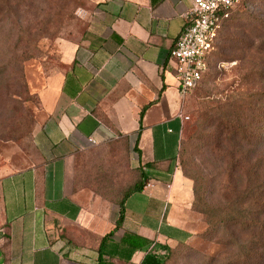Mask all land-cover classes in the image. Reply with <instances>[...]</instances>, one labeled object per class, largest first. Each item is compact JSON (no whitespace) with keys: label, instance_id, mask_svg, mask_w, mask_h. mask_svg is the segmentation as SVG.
I'll list each match as a JSON object with an SVG mask.
<instances>
[{"label":"crops","instance_id":"0c3cea01","mask_svg":"<svg viewBox=\"0 0 264 264\" xmlns=\"http://www.w3.org/2000/svg\"><path fill=\"white\" fill-rule=\"evenodd\" d=\"M193 1L92 0L87 31L65 49L67 70L41 92L40 163L0 177V264H99L101 240L117 218L75 191L72 164L118 137L129 141L147 180L125 200L106 264H141L150 250L121 258L125 232L170 247L193 239L192 181L177 162L184 97L170 57Z\"/></svg>","mask_w":264,"mask_h":264},{"label":"rangeland","instance_id":"374dc122","mask_svg":"<svg viewBox=\"0 0 264 264\" xmlns=\"http://www.w3.org/2000/svg\"><path fill=\"white\" fill-rule=\"evenodd\" d=\"M92 12V0H0V177L40 163L35 131L45 119L41 92L52 78L67 70L65 49L80 42ZM241 13L223 27L218 44L234 21L248 22L252 13L264 20V0H250ZM263 39L264 32L258 47ZM261 49L251 52L252 61L264 70ZM214 63L211 57L209 72H218L216 81L206 83L205 77L184 97V115L189 119L185 120L177 161L192 181V192L193 184L199 189L202 210L192 206L193 192V239L163 251L165 264L264 263V186L262 194L254 190L262 182L259 176L264 177V144L260 148L255 144L258 96L252 95L241 119L230 115L231 106L219 116L222 121L199 118L201 89L215 94L226 88L235 78L232 69L240 62L222 60L216 67ZM262 87L264 80L255 76L251 94ZM195 122L196 128L190 129ZM238 124L249 130L247 137L232 133ZM131 150L128 140L113 138L78 153L72 164L75 191L84 190L87 198L100 201L110 220H116L124 194L140 179ZM239 212L247 216L238 219L247 226L232 219Z\"/></svg>","mask_w":264,"mask_h":264},{"label":"trees","instance_id":"16d2710c","mask_svg":"<svg viewBox=\"0 0 264 264\" xmlns=\"http://www.w3.org/2000/svg\"><path fill=\"white\" fill-rule=\"evenodd\" d=\"M250 0H242L240 5L237 7L230 9L225 13V18L222 23V26L219 30L218 36L214 41V48L210 55L208 56L207 70L203 73L202 80L198 83L196 87H198L205 77L206 83L211 81H216L217 74L216 72L210 73V60L211 57L214 58V66L222 60H238L239 66L235 69H232L233 75L235 76L233 82L226 86V88L221 91H217L213 94L212 91L202 88L199 97H203V100L200 103L199 111L197 112V116L199 118H205L210 120L211 122H216L217 120H221L222 114L228 110V106L233 107V112L230 114L234 120H238V118H242L245 110L244 108L250 102V98L258 96V127H257V141H255L256 147L259 148L264 144V87L258 89L257 93L251 94L252 90V80L255 76L260 75V77L264 80V70H261L256 63L252 61V51H259L261 48H264V39L260 41L259 47L257 46V40L261 37V34L264 32V20L261 17H258L256 14H251V19L248 22L240 23L239 20L234 21L229 25V29L226 33L221 36V43L219 42V36L222 32L223 27L231 20V18L237 13H239V17L241 16V10H244L248 7V3ZM262 50V49H261ZM216 69V68H215ZM223 70V69H222ZM225 74V72L223 73ZM217 75V76H216ZM220 116V117H219ZM228 118V116H227ZM189 119V117H188ZM186 119V120H188ZM230 121V119H228ZM222 121V120H221ZM239 125V124H238ZM185 127V125H184ZM196 128V122L190 126V129ZM184 131V129H183ZM232 133L235 135H239V132H242L244 137L248 135V129L246 127L239 125V128L233 129ZM252 134V132H251ZM250 134V135H251ZM183 135V134H182ZM182 144V142H181ZM249 144V143H248ZM263 149V147H262ZM261 149V150H262ZM181 151V149H180ZM264 152V151H263ZM180 154V153H179ZM264 155V153H263ZM140 170V179L130 188L123 196L122 200L119 203V214L116 220V224L113 230H111L108 234H106L102 240L99 247V264H106L105 255H106V245L108 240L117 232L121 227L125 219V200L136 192H140L144 189L146 184V174L143 171L142 167H139ZM184 175V174H183ZM185 176V175H184ZM187 177V176H185ZM190 179L189 177H187ZM262 182L254 188L255 191L262 194L264 186V177L262 178ZM193 192H194V207L201 209V203L203 200L201 199V193L198 188L193 184ZM202 210V209H201ZM248 215L252 214V209L246 212ZM238 223H242L240 218H247L244 216L243 212L237 213L236 217H232V219ZM224 220L223 218L221 219ZM253 221V219H252ZM244 226L246 224L242 223ZM183 245V244H182ZM119 248L124 251V254L121 253V258H125V260L131 259L132 254L137 250H144L150 248L145 257L143 258L141 264H165V259L163 255V251H168L175 247H170L168 245H159L154 243L153 241L140 236L136 233L125 232L120 239L118 244ZM181 246V245H179ZM176 246V247H179ZM252 250V247L250 251ZM249 253H245V257L249 256ZM264 264V263H260Z\"/></svg>","mask_w":264,"mask_h":264},{"label":"built area","instance_id":"2783aa9c","mask_svg":"<svg viewBox=\"0 0 264 264\" xmlns=\"http://www.w3.org/2000/svg\"><path fill=\"white\" fill-rule=\"evenodd\" d=\"M242 0H194L184 14L185 24L170 51L177 63L176 78L183 97L190 94L207 70V59L225 18ZM188 119V116H184Z\"/></svg>","mask_w":264,"mask_h":264}]
</instances>
